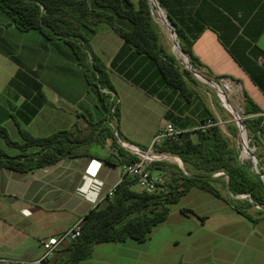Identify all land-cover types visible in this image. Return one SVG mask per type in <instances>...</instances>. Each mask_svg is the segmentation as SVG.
Returning a JSON list of instances; mask_svg holds the SVG:
<instances>
[{"label": "crops", "instance_id": "1", "mask_svg": "<svg viewBox=\"0 0 264 264\" xmlns=\"http://www.w3.org/2000/svg\"><path fill=\"white\" fill-rule=\"evenodd\" d=\"M130 1L136 5L138 0ZM87 2L93 6L91 0ZM160 5L174 28L176 26L192 39L191 52L205 73L237 81L243 97L258 108L257 112L247 115L261 118L259 138L264 157V0H160ZM7 20V15L0 10V26ZM117 22L126 29L130 28L126 19L117 18ZM90 46L108 68L118 99L117 129L122 139L147 147L164 123L191 130L211 111L196 87L195 94L186 100L164 81L151 58L136 52L109 26L97 29L90 38ZM13 51L20 53L16 61L10 56ZM0 53L11 57L17 70L21 69L41 85L43 92L51 95L36 99L35 96H16L17 108L22 105L20 119L14 120L17 133L16 122L35 135H46L58 129H85L87 120H96L90 115L92 104L76 108V103L83 99L89 87L69 47L62 40L47 39L36 30L21 32L13 26H4V30L0 27ZM29 92L34 91L29 89ZM82 112L89 115L79 121L78 115ZM92 143L83 155L64 156L51 165L33 170L0 168V257L26 260L39 257L42 253L40 239L68 228L101 202L102 195L119 180L121 166L116 162L118 157L115 149L109 146V139L102 145L95 142L100 148L98 151L89 150ZM104 157H111L113 162L105 161ZM151 172L161 171L151 168ZM220 175L213 173L210 177L224 195L219 187L222 184ZM191 189L203 191L191 187L184 195ZM248 212L253 218L250 219L249 233H239L232 225L228 230L234 233V238L249 241V249L224 250L215 255L214 261L203 263L199 262L201 258L190 259V256L187 262L264 264V228L261 233L253 231L259 223H264V218ZM180 213L186 217L195 212L185 208ZM169 218L170 213L164 222L151 230L147 240L139 243L151 241ZM209 218L208 215L199 216L202 224ZM223 226L226 224L216 228ZM130 241L133 239L98 243L90 257L77 264L175 262L168 252L160 253L155 243L148 250L139 248L136 254L131 255L127 253V248L133 246ZM57 251L51 255L50 261L66 256L64 250Z\"/></svg>", "mask_w": 264, "mask_h": 264}, {"label": "trees", "instance_id": "2", "mask_svg": "<svg viewBox=\"0 0 264 264\" xmlns=\"http://www.w3.org/2000/svg\"><path fill=\"white\" fill-rule=\"evenodd\" d=\"M91 1L93 6L87 0H0V10L8 17L3 26H13L21 32L36 30L47 39H60L67 44L88 87L95 91L104 110V114L95 121L87 120L85 129H58L46 135H35L23 128L20 122H16L18 138L10 135L0 118V139L4 144L0 146V168L29 171L44 167L64 156L83 155L87 153L86 147L90 143L98 142L102 145L106 139L115 149L119 165L132 160L133 157L117 143L112 128L106 124L111 118H115L117 123L119 107L118 102L110 101V95L101 90L105 88L116 95L107 66L90 46V38L96 33L99 24L109 26L136 52L151 58L164 81L177 89L186 100L195 94L196 90L189 81L194 82L196 79L188 69L179 65L175 56L160 42L159 28L150 16L146 0H138L136 5L130 0ZM117 18L126 19L130 28L119 25ZM175 32L181 50L194 65H199L191 52L192 39L176 26ZM17 71L34 91L29 92V96H35V99L45 96L39 83L21 69ZM20 108L17 109L18 115ZM244 111L246 114L257 112L258 108L248 98H244ZM206 116H213L210 110ZM260 121V117H249L245 125L254 134L255 143L262 151ZM116 130L121 138L117 125ZM155 150L178 156L188 170L187 174L180 171L175 176L171 173L166 179L165 193L135 189V179L124 175L111 196L102 198L101 202L82 216L79 235L63 249L66 256L51 261L52 264H77L89 258L94 246L101 242L147 240L151 230L167 219L170 206L191 187L222 198L233 210L248 219H253L248 212L253 203L264 205L263 181L248 165L238 161L236 150L217 125L205 131L185 130L177 141L164 140L155 146ZM103 159L113 162L111 157ZM151 168L159 169L161 174L166 171L159 161L151 163ZM219 171L227 176L224 182L227 192L248 193L253 203L248 199L222 195L210 177ZM256 211L264 218V210Z\"/></svg>", "mask_w": 264, "mask_h": 264}, {"label": "rangeland", "instance_id": "3", "mask_svg": "<svg viewBox=\"0 0 264 264\" xmlns=\"http://www.w3.org/2000/svg\"><path fill=\"white\" fill-rule=\"evenodd\" d=\"M103 26L105 25L99 24L98 28ZM0 27H2L4 30V26ZM158 28L160 42L167 51L173 54L171 50V39L168 38L163 28L159 26ZM10 56L16 61L17 57H20V53L13 51V54H10ZM11 57L0 53V118L1 123L7 127L10 135L13 138H17L18 133L14 125V120L20 118L17 113L18 102L16 101V96H29V89L31 88L30 83L28 84L26 79L17 71V65ZM179 65L184 68L182 64L179 63ZM192 76L194 77L193 74ZM189 83L192 87H196L199 94L201 95V99H203L206 106L211 109V113L217 122L215 125H217L223 134L228 138L231 146L237 152L239 161L241 142L234 116L228 113V111L221 104V101L216 96L214 90L208 85L198 79L194 80V82L189 81ZM44 95L51 96L50 94L47 95L46 92ZM83 96V99L76 103L77 109L84 108L86 104H92V111L90 115L93 119H98L100 115L104 114L103 107L98 101L97 95L93 89L89 88L88 92ZM6 99H9V101H6ZM95 103L96 106H94ZM239 114L243 115L244 121L249 118V116H246V113ZM88 115L82 112L81 115H78V120L80 121L84 118V116L88 117ZM109 122L114 125L116 120L115 118L108 119L106 124L110 126ZM244 126L246 138H251V140L248 142L249 146L251 147L252 143L255 145L254 154L258 160L257 167H262L264 169V157H262V154L260 153L261 149L255 143L254 134L250 133L246 125ZM120 139L122 140V138ZM116 141L119 144L117 139ZM0 146H4L1 139ZM109 146L111 147V145ZM89 150L98 151L100 148L94 142L91 144ZM11 151L12 150H10V152ZM126 152L130 154L128 151ZM165 154L176 156L167 152H165ZM176 157L179 158L178 156ZM158 161L162 162V167L166 170L162 173L166 179L167 177L169 178L171 176V173H173L175 176H178L180 171H185L186 173L188 171L181 160V165L179 167L177 160L170 157L160 160H152L150 164ZM241 164L248 165L250 168L248 159H243ZM224 175L225 174L220 175V181L222 184H219V187L222 189L224 196L228 197L229 194L225 184L223 183L226 181ZM134 188L140 189L135 183ZM185 208H191L195 213L184 217L180 211ZM256 210L257 209L253 206L248 208V211H250L254 216L263 217V215L258 214ZM205 215L210 216V218L205 224H202V222H200L199 216ZM218 220H221L220 223ZM234 223H236V225H234ZM251 223L252 221L250 219H247L246 217L236 213L220 198L203 191L191 189L186 195L182 196L178 202L170 206V218L166 224L161 225L162 227H160L158 232L155 233L154 237H152V240L147 241L146 243H139L134 240L130 241L132 242L133 246L127 248V253L134 255L138 252L139 248H142V251H146L150 248L152 243H155L154 246L160 251V253L168 252L169 256L174 257V264H193V260H189L190 262H187L190 256H192L190 259L201 258L199 259V262L201 261V263L206 261H214L215 255L218 254V252L220 253L224 250L227 252H230V250L236 251L239 248L247 250V248L250 247L249 241L247 242V240H241L240 237L234 238V233H231L232 231H229L228 228L229 225L236 226L239 233L247 234L250 232L249 227ZM221 224H226V227L223 226L222 228H216ZM263 228L264 223H259L258 226H255L253 231L255 233H261ZM255 236L258 238L256 234ZM61 251L63 250L60 249L57 252Z\"/></svg>", "mask_w": 264, "mask_h": 264}, {"label": "built area", "instance_id": "4", "mask_svg": "<svg viewBox=\"0 0 264 264\" xmlns=\"http://www.w3.org/2000/svg\"><path fill=\"white\" fill-rule=\"evenodd\" d=\"M150 16L152 20L161 28H163L166 32V35H169V39L172 41V47H175L180 51L186 59V63H183L179 57L173 52V55L178 60L180 64L184 66V68L188 69L194 77L201 82L208 85L212 88L220 100V96H224L225 100L232 104L236 109V115L234 116L235 124L240 131V126L244 130L245 133V121L243 120V115L239 113H245L244 111V97L241 90V85L226 76H210L205 73L203 68L199 65H194L188 55L181 51V48L178 43V38L175 32V28L170 20L167 18L163 8L160 5L158 0H146ZM101 90L107 94H109V100H114L118 102L117 96L110 90L101 88ZM113 111V107L111 108V112ZM264 116V113L262 114ZM248 116V115H246ZM217 122L215 117L213 116H206L202 120H200L197 125L193 129H197L200 131H205L208 127L215 125ZM110 127L112 128L116 139L119 142V145L126 151H128L131 156L133 157L131 161L122 163L121 166V177L119 180L112 185L108 191L102 195L100 200L105 196H111L113 193L116 184L122 179L124 175H129L135 179V184L141 189L147 192H161L165 193L167 191V180L161 173H152L149 169L150 162L152 160H160L164 159L167 156L165 152H158L155 150V146L159 145L164 140H173L177 141L181 135V133L185 130H181L173 126L170 122L164 123L162 127H160L152 136L151 142L147 147H140L136 144H133L127 140L120 139L117 135L116 125H112L110 122ZM258 133V131H257ZM246 137V133H245ZM247 146L249 148V153L247 157L241 156V150L239 153V161L240 163L243 159H248L250 163V169L252 172L256 173L264 183V169L262 167H257V157L254 154L255 145L252 143L250 147L248 142L251 140L250 137L246 138ZM174 159V158H173ZM178 163V162H177ZM180 164V163H178ZM180 167V166H179ZM253 169V170H252ZM183 171V170H182ZM183 173L187 174L185 171ZM218 174H224L223 172L219 171L216 172ZM225 179H227V176ZM229 197L236 198V199H248L250 202L253 203L248 193H236L231 194L228 192ZM257 210L262 209L264 210V205L262 204H255L252 205ZM83 219L82 217L77 218L68 228L63 230L57 235L48 236L46 238L40 239L39 243L42 249V253L39 257L26 260V259H13V258H4L0 257L1 264H52L50 261L51 255L62 248L67 247L70 242L76 238L82 226Z\"/></svg>", "mask_w": 264, "mask_h": 264}, {"label": "bare ground", "instance_id": "5", "mask_svg": "<svg viewBox=\"0 0 264 264\" xmlns=\"http://www.w3.org/2000/svg\"><path fill=\"white\" fill-rule=\"evenodd\" d=\"M167 36L169 38L168 34H167ZM172 50L177 55V57L180 58V60L183 63H186L185 56L180 51H178L177 48L172 47ZM220 101H221V104L223 105V107L228 111L229 114H231L233 116L236 115L235 107L232 104H230L229 102H227L225 100L224 96H220ZM239 136H240V142H241V153L240 154H241L242 157H247L248 153H249V148L247 146V140H246V137H245L244 130L242 129L241 126H240ZM167 157L174 158L175 160H177V162H179L177 157H173V156H167Z\"/></svg>", "mask_w": 264, "mask_h": 264}, {"label": "water", "instance_id": "6", "mask_svg": "<svg viewBox=\"0 0 264 264\" xmlns=\"http://www.w3.org/2000/svg\"><path fill=\"white\" fill-rule=\"evenodd\" d=\"M182 51V50H181ZM173 157H176V156H173ZM178 159V163H180V164H178L179 166L181 165V161H180V159L179 158H177ZM253 170V169H252Z\"/></svg>", "mask_w": 264, "mask_h": 264}]
</instances>
